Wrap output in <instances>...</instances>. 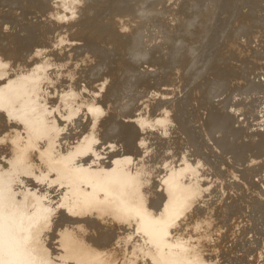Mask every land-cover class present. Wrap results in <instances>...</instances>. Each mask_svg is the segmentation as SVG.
Here are the masks:
<instances>
[{
    "label": "rangeland",
    "instance_id": "374dc122",
    "mask_svg": "<svg viewBox=\"0 0 264 264\" xmlns=\"http://www.w3.org/2000/svg\"><path fill=\"white\" fill-rule=\"evenodd\" d=\"M110 1L104 5L102 0H0V104L3 96L12 97L13 92L14 99L18 97L13 104L4 102V108L0 106V264H153L160 254L166 260L165 252H169L167 255L170 259L167 261H175L174 264H241L247 255L263 264L264 0H144L145 3L142 4V1L138 8L141 11L137 13L134 10L131 13L136 5L135 0H124L126 4L119 15L115 8L117 5H112ZM50 14L57 26L52 31L45 27L40 29L39 26H45L48 22L50 25ZM107 21L114 29L109 37L100 38L91 34L93 27L101 25L103 28ZM258 39L263 41L259 42ZM10 40H17L15 48H12L15 57H4L10 45H13L9 44ZM86 49L91 55L84 53ZM168 60L173 62L167 63ZM73 62H81V65ZM71 64L75 65L74 68H71ZM60 65L62 68L65 66L67 71H61ZM111 72L115 73L114 79ZM23 76L27 78L26 82L17 84L21 89L11 84ZM100 107H105V114L101 116L89 112L92 108ZM36 122L43 129L36 127ZM39 130H42L40 134ZM124 144L127 146L124 147ZM233 144L240 149L230 148ZM58 157L63 158V162ZM112 157L115 159L111 160ZM67 158L69 161H64ZM127 158L134 162L127 164ZM53 160L62 164L57 166L55 162V166ZM122 162L126 163L125 166ZM68 163H72V166L69 167ZM169 163L173 164L172 168ZM111 164L114 168L116 165V169L123 168V173H119V168L115 169L121 184L124 180L129 183L122 186L116 183L122 190L126 185L124 191L117 189L120 187L113 183L117 191L112 182H108L112 187L107 186L114 188L116 194L122 191L121 196L117 197L112 190L114 194L110 195L111 199L108 196V200H111L108 204L107 200L104 201L106 197L101 195L104 192L94 188H97L98 177L102 178ZM113 167L109 168L112 172ZM165 167L167 169L164 170ZM85 168L94 172L90 179L83 176L88 172ZM143 168L150 174L146 173L145 176V172L141 171ZM77 170L83 171V175H74ZM140 171L143 173L139 174ZM117 172L121 176L126 175L122 177L123 182ZM163 173L169 175L166 177ZM152 176L157 177L156 180L159 177V183ZM168 177L174 188L179 189L183 184L182 191L178 192L179 199L183 200L180 205L183 208H178L179 215L176 212L177 216L168 221L165 234L155 243L148 232L147 236L143 234L146 231L139 228L138 215L132 214L135 218H131V213L127 216L123 212L122 216L121 213L117 214L121 209L115 212V207L129 203L133 205L135 197H138L137 202L144 192L140 196L147 202L143 203V200L140 205L146 208L139 207L140 200L138 206L134 204L135 207H131L146 209L145 212L152 214L153 218L164 219V213L159 214L158 211L165 208L169 201L170 194L166 193L165 185ZM135 178L142 182H136ZM133 180L137 185L134 182L132 186ZM186 180H195L201 185L204 181L207 183L202 188L195 184L201 190H196L194 194L195 187L192 185L195 182L189 186ZM130 182L135 188L130 186ZM157 185L160 195L155 193L158 192ZM162 185L166 191L162 190ZM130 188L134 190L133 193H141L138 195L135 192L137 196L134 197ZM130 192L133 197L131 194L130 197ZM90 193L93 195L89 196ZM95 194L99 196V208L95 205L90 206L91 209H84L87 199L97 198ZM159 197L158 208L149 205L151 198V201H156ZM117 201L118 204H115ZM122 201L125 203L122 204ZM107 204L111 212L114 209L112 215ZM100 206L106 207L109 213H102L106 208ZM164 208L161 209L163 212ZM135 220L139 227L135 226ZM61 222H64L63 225ZM71 226L79 232H74ZM90 226L100 231L91 230ZM88 228L91 238L85 237L90 233ZM69 231L71 234L73 232L74 238L79 237L82 231L84 237L80 235L81 239H76L82 245L86 244V252L97 254L98 259H82V246H77L73 255L67 254V257L62 248L64 246L60 245H63L61 238L64 232ZM103 240L105 244L102 247L105 246V249L100 245L104 243ZM163 241H166L165 244L170 241L169 245L173 248L165 245L159 247V243L164 244ZM229 245L235 246V250ZM158 247L164 254L157 252L160 251ZM9 249L10 252L15 251L14 255L10 254ZM241 256L244 258L241 259ZM75 257L77 261L72 260ZM12 258L17 261H12ZM252 259L249 258L251 263L245 260V264H253Z\"/></svg>",
    "mask_w": 264,
    "mask_h": 264
},
{
    "label": "bare ground",
    "instance_id": "6f19581e",
    "mask_svg": "<svg viewBox=\"0 0 264 264\" xmlns=\"http://www.w3.org/2000/svg\"><path fill=\"white\" fill-rule=\"evenodd\" d=\"M4 1H8V0H4ZM107 1H108V0H107ZM107 1L102 0L101 3H105L104 5H106V4L108 3ZM109 1H110V0H109ZM142 1H143V3H142ZM146 1H147V0H146ZM207 1H209V0H207ZM210 1H211V0H210ZM210 1H209V2H210ZM2 2H3V1H2ZM16 2H18V1H15V3H16ZM87 2H88V1H87ZM106 2H107V3H106ZM110 2L112 3V5H113V4H116V5H117L115 8H117V14H118V15H119V13H122V12H123L122 7L126 4V2H125L124 0H111ZM110 2H109V3H110ZM204 2H205V1H204ZM213 2H214V1H213ZM6 3H7V2H6ZM10 3H11L12 6H13L12 1H11ZM89 3H90V2H89ZM135 3H136V5L132 8L131 13H132L133 10L136 11L135 13H137V11H139V9H140V4H141V3L144 4L145 1H144V0H135ZM211 3H212V2H211ZM214 3H215V2H214ZM224 3H225V2H224ZM260 3H261V2H260ZM7 4L9 5V2H8ZM7 4H6V6H7ZM11 4H10V6H11ZM129 4H130V3L128 2V5H129ZM14 5H15V4H14ZM17 5H18V4H17ZM204 5H205V4H204ZM217 5H218V4H217ZM41 6H42L41 9H43V5H41ZM142 6H143V5H142ZM263 6H264V5H263ZM112 7L114 8V6H112ZM206 7H207V5H206ZM34 8H35V7H34ZM98 8H99V7H98ZM138 8H139V9H138ZM141 8H142V7H141ZM204 8H205V7H204ZM211 8H212V7H211ZM28 9H29V8H28ZM41 9H40V10H41ZM111 9H112V8H111ZM200 9H201V8H200ZM256 9H257V8H256ZM98 10H101V9H98ZM35 11H36V10H35ZM109 11H110V10H109ZM140 11H141V10H140ZM140 11H139V12H140ZM205 11H206V10H205ZM100 12H102V10H101ZM100 12H99V13H100ZM139 12H138V13H139ZM209 12H210V11H209ZM29 13H30V11H29ZM32 13H33V12H32ZM99 13H97V14H99ZM112 13H114V12H112ZM115 13H116V12H115ZM131 13H130V14H131ZM24 14H25V13H24ZM24 14H23V15H24ZM27 14H28V12H27ZM101 14H102V13H101ZM101 14H100V15H101ZM196 14H197V13H196ZM252 14H253V13H252ZM100 15H99V16H100ZM122 15H123V14H122ZM215 15H216V14H215ZM215 15H214V16H215ZM250 15H251V14H250ZM109 16H112V15H109ZM109 16H108V17H109ZM113 16H114V15H113ZM113 16H112V17H113ZM253 16H254V15H253ZM23 17H24V16H22V18H23ZM31 17H32V14H31ZM101 17H102V16H100V18H101ZM25 18H26V17H24V19H25ZM97 18H98V17H97ZM198 18H199V17H198ZM203 18H204V17H203ZM109 19H110V18H109ZM196 19H197V18H196ZM246 19H247V18H246ZM32 20H33V19H32ZM243 20H244V19H243ZM49 21H51V22H50V25H48V23H49V22H48L45 26H44V25H43V26H39V28L42 29L43 27H45L46 29H49V30L52 31V30L54 29V27L57 26V25L54 23L56 20H55L54 17H52L51 14H50V16H49ZM105 21H106V20H105ZM23 22H24V21H23ZM25 22H26V21H25ZM263 22H264V21H263ZM100 23H101V22H100ZM106 23H107V24L104 25L105 27H103V28L101 27V25H100L101 28L99 27V25H98V28H94V27H93V28L90 30V31H91V34H92V35H96L97 37H100V38H107V37H109V34H112V33L114 32V29H113V27H112L110 21H107ZM119 23H120V22H119ZM117 24H118V23H117ZM247 24H248V23H247ZM19 25H20V24H19ZM110 25H111V26H110ZM19 27H20V26H19ZM47 27H48V28H47ZM118 27H119V26H118ZM18 29H19V28H18ZM20 29H21V28H20ZM17 31H20V30H17ZM23 31H24V29H23ZM23 31H22V32H23ZM44 31H45V30H43V32H44ZM46 31H48V30H46ZM88 31H89V30H88ZM194 31H195V30H194ZM20 32H21V31H20ZM20 32H19V33H20ZM16 33H17V32H16ZM20 34H21V33H20ZM89 34H90V33H88V35H89ZM257 34L259 35V33H257ZM257 34H256V35H257ZM184 35H185V32H184ZM184 35H183V36H184ZM15 36H16V34H15ZM15 36H14V37H15ZM17 36H18V35H17ZM260 37H261V36H260ZM82 38H83V37H82ZM183 38H184V37H183ZM12 39H13V38H12ZM14 39H16V38H14ZM14 39H13V40H14ZM84 39H85V38H83V40H84ZM90 39H91V38H90ZM233 39H234V38H233ZM238 39H239V38H238ZM250 39H251V38H250ZM261 39H262V38H261ZM13 40H10V43H9V44H13V45H10V48H9V50L7 51V55H5L4 57H8V56H10V57H15V56H14L15 53H14V51H13L14 49H12V48H15V46H16V45H15V44H16L15 42H16L18 39H17L15 42H14ZM83 40H82L81 42H83ZM234 40H235V39H234ZM258 40H259V39H258ZM35 41H36V40H35ZM37 41H38V40H37ZM244 41H245V40H244ZM260 41L262 42L263 40H259V42H260ZM100 42L102 43V41H100ZM100 42H99V43H100ZM165 42L167 43V41H165ZM37 43H38V42H37ZM104 43H105V42H104ZM166 43H165V44H166ZM244 43H245V42H244ZM256 43H257V42H256ZM256 43H255V44H256ZM9 44H8V47H9ZM77 44H78V43H76V45H77ZM80 44H81V43H80ZM92 44H93V43H92ZM167 44H168V43H167ZM248 44H249V43H248ZM93 45H94V44H93ZM100 45H101V44H100ZM194 45H195V44H194ZM229 45H230V44H229ZM57 46H58V45H57ZM60 46H61V45H60ZM77 46H78V45H77ZM79 46H82V45H79ZM85 46H87V45H85ZM247 46H248V45H247ZM95 47H97V46H93L92 48L95 49ZM175 47H176V46H175ZM260 47H261V46H260ZM4 48H5V47H4ZM75 48H76V46H75ZM79 48L81 49V47H79ZM97 48H98V47H97ZM173 48H174V47H173ZM173 48H172V49H173ZM257 48H258V47H257ZM87 49H88V48H87ZM87 49H86V52H84V53H87V52H88V54L91 55V52L87 51ZM99 49H100V48H98V50H99ZM172 49H171V50H172ZM223 49H224V48H223ZM81 50H82V49H81ZM88 50H89V49H88ZM90 50H91V49H90ZM92 50H93V49H92ZM171 50H170V51H171ZM95 51H96V50H95ZM242 51H243V50H242ZM249 51H250V50H249ZM21 52H22V51H21ZM92 52H93V51H92ZM225 52H226V51H225ZM49 53H50V52H49ZM59 53H60V52H59ZM94 53L96 54V52H94ZM98 53H99V52H98ZM150 53H151V52H150ZM242 53H243V52H242ZM77 54H78V53H77ZM95 54H94V55H95ZM226 54H227V53H226ZM226 54H225V55H226ZM79 55L82 56V54H79ZM79 55H76V56H78V59L81 57V56H79ZM72 56H74V55H72ZM85 56H86V55H85ZM85 56H84V57H85ZM88 56H89V55H88ZM100 56H101V55H100ZM53 57H54V56H53ZM70 57H71V56H70ZM70 57H69V58H70ZM86 57H87V56H86ZM90 57H91V56H90ZM75 58H76V57H75ZM227 58H229V57H227ZM15 59H16V58H15ZM71 59H72V58H71ZM71 59H70V60H71ZM73 59H74V58H73ZM73 59H72V60H73ZM76 59H77V58H76ZM80 59H81V58H80ZM134 59H135V58H134ZM161 59H162V58H161ZM225 59H226V58H225ZM230 59H231V58H229V60H230ZM1 60H2V59H1ZM24 60H25V59H24ZM74 60H75V59H74ZM81 60H83V58H82ZM84 60H86V59H84ZM131 60H132V59H131ZM135 60H136V59H135ZM137 60H138V59H137ZM171 60H172V59H171ZM171 60H168L167 63H170V62L172 63L173 61L175 62L174 57H173V61H171ZM79 61H80V60H79ZM234 61H235V60H234ZM75 62H76V61H75ZM75 62H73V63H75ZM7 63H8V62H7ZM48 63H49V62H48ZM51 63L53 64V62H51ZM67 63H68V62H67ZM69 63H71V62H69ZM76 63H77V62H76ZM76 63H75V65H79V64L81 65V62H80V63L78 62L79 64H76ZM229 63H230V62H229ZM82 64H83V63H82ZM181 64H182V63H181ZM9 65H10V64H9ZM48 65H49V64H48ZM71 65H72V64H71ZM75 65H72L71 68H74L73 66H75ZM80 65H79V66H80ZM7 66H8V65H7ZM7 66H6V67H7ZM46 66H47V65H46ZM46 66H45V67H46ZM69 66H70V65H69ZM238 66H240V64H239ZM4 67H5V66H4ZM43 67H44V66H43ZM67 67H68V66H67ZM129 67H130V66H129ZM129 67H128V68H129ZM165 67H167V66H165ZM53 68H54V67H53ZM53 68H52V69H53ZM71 68L69 67V70H70ZM128 68H126V69H128ZM226 68H227V67H226ZM4 69H5V68H4ZM11 69H12V68H11ZM59 69H60L61 71L64 72L63 69L66 70L67 68H66L65 66L62 68V66L60 65ZM77 69H78V68H77ZM164 69H167V68H164ZM2 70H3V69H2ZM72 70H73V69H72ZM106 70H107V69H106ZM222 70H223V69H222ZM45 71H46V70H45ZM55 71H56V70H55ZM66 71H67V70H66ZM107 71H109V70H107ZM72 72H73V71H72ZM225 72H226V71H225ZM46 73H47V72H46ZM65 73H66V72H65ZM69 73H71V72H69ZM69 73H68V74H69ZM97 73H99V72H97ZM97 73H96V74H97ZM22 74H23V73H22ZM48 74H49V73H48ZM68 74H67V75H68ZM96 74H95V75H96ZM114 74H115V73H112V72L110 73V75H112V78H113V79H114V77H116V76H114ZM165 74H166V73H164V75H165ZM20 75H21V74H20ZM63 75H64V73H63ZM65 75H66V74H65ZM65 75H64V76H65ZM104 75H108V76H110L109 74H104ZM53 76H54V74H53ZM68 76H69V75H68ZM68 76H67V78H68ZM72 76H73V75H72ZM72 76L70 75L69 77H72ZM97 76H100V75H97ZM43 77H45V76H43ZM47 77H48V75H47ZM100 77H103V76L101 75ZM15 78H16V77H15ZM51 78H52V77H51ZM70 79H71V78H70ZM26 80H27V78L23 76V77H21L20 79L14 81V82H11V84H15V85H16L15 87H17L19 84L23 85V84H24L23 81L26 82ZM93 80H95V79H93ZM52 81H53V80H52ZM63 81H64V80H63ZM64 82H65V81H64ZM49 83H50V82H49ZM51 83H52V82H51ZM91 83H92V80H91ZM147 83H149V82H147ZM180 83H181V82H180ZM17 84H18V85H17ZM52 84H53V83H52ZM42 85H43V84H42ZM144 85H145V84H144ZM146 85H147V84H146ZM15 87H14V88H15ZM19 87H20V89H21V86H18L17 88L19 89ZM52 87H53V86H52ZM41 88H42V87H41ZM43 89H44V88H43ZM43 89H42V90H43ZM170 89H171V88H170ZM13 90H14V89H13ZM51 90H52V89H51ZM152 90H153V89H152ZM158 90H159V89H158ZM19 91H20V90H19ZM66 91H68L67 88H66ZM17 92H18V91L16 90V93H17ZM20 92H21V91H20ZM20 92H19V94H20ZM22 92H23V91H22ZM64 92H65V89H64ZM0 93L2 94V91H1ZM13 94L15 95V93H14V92L11 93L12 97H10V95L3 96V97L1 96L3 101L1 102L0 106H1L2 108H4V107H3L4 102H6L7 105H8V104H11V103L13 104L14 101L18 98V97H17V98L14 99L15 96H14ZM22 94H23V93H22ZM69 95H70V94H69ZM8 96H9V97H8ZM16 96H17V95H16ZM20 96H22V95H20ZM20 96H19V97H20ZM65 96H66V95H65ZM148 98H149V97H148ZM76 99H77V98H76ZM151 99H152V98H151ZM119 100H120V99H119ZM122 102H123V101H122ZM116 104H117V103H116ZM83 105H84V104H83ZM122 105H123V104H122ZM84 107H85V106H84ZM135 107H136V105H135ZM135 107H133V108L135 109ZM62 109H64V108H62ZM60 110H61V109H60ZM66 111H67V110H66ZM69 112H71V110H69ZM89 112H91L92 114H93L94 112H96V113H98L99 116H101V115L105 114V107L92 108V109H90ZM140 112H141V111H140ZM246 112H247V111H246ZM66 113H67V112H66ZM138 113H139V112H138ZM138 113H137L136 115H138ZM68 114H70V113H68ZM68 114H67V115H68ZM72 114H73V113H72ZM72 114H71V115H72ZM134 114H135V113H134ZM134 114H132V115H134ZM65 116H66V115H65ZM217 117H218V116H217ZM137 118H138V117H137ZM139 118H140V117H139ZM60 119H61V118H60ZM123 119H125V118L123 117ZM129 119H130V118H129ZM228 119H229V117H228ZM228 119H227V120H228ZM132 120H133V119H132ZM132 120H131V121H132ZM61 121H62V120H61ZM122 121H123V120H122ZM102 122H103V121H102ZM128 122H130V121H128ZM65 123H66V122H65ZM125 123H126V122H125ZM212 123H213V121H212ZM229 123H230V122H229ZM36 125H37L36 127H38V128H42V125L38 124V122H36ZM46 125H47V124H46ZM59 126H60V125H59ZM241 126H242V125H241ZM13 128H14V127H13ZM128 128H129V127H128ZM140 128H141V127H140ZM42 129H43V128H42ZM9 130H10V129H9ZM41 131H42V130H39V134H40ZM139 131H140V130H139ZM1 133H2V132H1ZM8 133H9V131H8ZM11 133H12V131H11ZM135 133H136V132H135ZM9 134H10V133H9ZM132 134H133V133H132ZM132 134H131V135H132ZM246 134H247V133H246ZM248 134H249V133H248ZM131 135H128V137L130 138ZM4 136L6 137V135H4ZM11 136H12V135H11ZM11 136H10V138H11ZM126 136H127V135H126ZM133 136H135V135L133 134ZM245 136H247V135H245ZM245 136H244V137H245ZM248 136H249V135H248ZM92 137H93V136H92ZM46 138H47V137H46ZM139 138H140V137H139ZM233 138H235V136H234ZM3 139H4V138H3ZM3 139H1V140L4 141ZM27 139H28V138H27ZM27 139H26V140H27ZM91 139H92V138H91ZM7 140H8V139H7ZM45 140H46V139H45ZM226 140H227V138H226ZM231 140H232V139H231ZM12 141H13V139H12ZM47 141H48V139H47ZM83 141H84V140H83ZM127 141H130V140L128 139ZM25 142L27 143L28 141H25ZM134 142H135V141H134ZM137 142H138V141H137ZM239 142H240V141H239ZM2 143H3V142H2ZM9 143H11V142H9ZM9 143H8V144H9ZM135 143H136V142H135ZM162 143H163V142H162ZM3 144H4V143H3ZM160 144H161V143H160ZM230 144H231V143H230ZM9 145H10V144H9ZM120 145H121V144H120ZM124 145H125V144H124ZM228 145H229V144H228ZM42 146H43V144H42ZM126 146H127V145H125L124 147H126ZM172 146H173V145H172ZM263 146H264V145H263ZM19 147H21V146H19ZM22 147H23V145H22ZM22 147H21V148H22ZM44 147H45V146H44ZM134 147H135V146H134ZM165 147H166V146H165ZM235 147H236V146H234V144H233V147L230 146V148H235ZM237 147H239V146H237ZM237 147H236V148H237ZM240 147H241V146H240ZM39 148H40V144H39ZM130 148H132V147H130ZM173 148H175V147H173ZM227 148H228V147H227ZM236 148H235V149H236ZM141 149H142V148H141ZM157 149H158V147H157ZM179 149H181V148H179ZM221 149H222V148H221ZM235 149H234V150H235ZM237 149H240V148H237ZM241 149H242V148H241ZM245 149H246V148H245ZM259 149H260V148H259ZM263 149H264V147H263ZM160 150H161V149H160ZM168 150H169V149H168ZM196 150H197V149H196ZM261 150H262V149H261ZM143 151L145 152V150H143ZM36 152H37V151H36ZM150 152H151V151H150ZM159 152H161V151H159ZM37 153H38V152H37ZM76 153H77V152H76ZM106 153H107V152H106ZM121 153H123V151H122ZM134 153H135V151H134ZM163 153H164V155H165V152H163ZM230 153H231V152H230ZM114 154H115V153H114ZM143 154H144V153H143ZM122 155H123V154H122ZM80 156H81V155H80ZM80 156H79V157H80ZM104 156H105V153H104ZM107 156H108V155H107ZM114 156H115V155H114ZM171 156H172V155H171ZM254 156H255V155H254ZM127 157H129V156H127ZM134 157H135V156H134ZM163 157H164V156H163ZM58 158H60V157H58ZM68 158L70 159V157H68ZM68 158H67L66 160H64V161H69ZM72 158H74V157H72ZM169 158H170V157H169ZM261 158H262V157H261ZM61 159L63 160V158H60V161H62ZM64 159H65V158H64ZM76 159H77V158H76ZM112 159L114 160L115 158L112 157L111 160H112ZM125 159H126V158H125ZM127 159L129 160V158H127ZM55 160H56V159H55ZM111 160H109V161H111ZM134 160H136V158H135ZM257 160H258V159H257ZM70 161H71V159H70ZM91 161H92V160H91ZM109 161H108V162H109ZM115 161H116V160H115ZM115 161H114V162H115ZM130 161H132V160L126 161L127 164H129L128 162H130ZM136 161H137V160H136ZM136 161H135V162H136ZM139 161H140V160H139ZM41 162H42V160H41ZM53 162H54V160H53ZM55 162H56V161H55ZM55 162H54V164H55ZM58 162H59V161L56 162V163H57V166H58V164L61 163V162H59V163H58ZM62 162H63V161H62ZM105 162H106V160H105ZM114 162H113L112 164H116V163H114ZM132 162H134V161H132ZM132 162H131V163H132ZM148 162H149V161H148ZM157 162H158V161H157ZM172 162H173V161H172ZM249 162H250V161H249ZM38 163H39V162H38ZM45 163H46V162H45ZM45 163H44V165H45ZM119 163H120V162H119ZM124 163H125V162H124ZM124 163L122 162V165H124ZM214 163H215V162H214ZM61 164H62V163H61ZM71 164H72V163H71ZM71 164H70V165H71ZM89 164H90V163H89ZM91 164H92V163H91ZM105 164H106V163H104V165H105ZM112 164H111L110 167H113ZM117 164H118V163H117ZM125 164H126V163H125ZM146 164H148V163H146ZM152 164H154V163H151V165H152ZM169 164H170V163H169ZM65 165H66V164H63V166H65ZM67 165L70 167L69 163H68ZM102 165H103V164H102ZM104 165H103V166H104ZM107 165H108V163H107ZM148 165H149V164H148ZM172 165H173V164H172ZM172 165L170 164L169 166L172 168V167H173ZM55 166H56V164H55ZM59 166H60V165H59ZM68 166H67L66 168H69ZM71 166H72V165H71ZM74 166H75V165H74ZM114 166H115V168L113 167L114 172H112V170H109L110 167L108 166L109 168H106V169H108L109 171L107 170V171L104 173V175L102 176V178L104 177L103 180H102V178H99V177H98L99 180H98V182H97V188H94V186L96 187V185L93 186L94 189H99V190H100L99 192H101V191L104 192V193L101 194V195H102V196L104 195V196L106 197V198L104 199V201L107 200V201H108V202H107L108 204H109V201H111V200H108V199H109L108 196H110L111 194H114L115 191H116L117 189H121V186H122L123 183H126V182L129 183L128 180H127V181L124 180V182H123V178H122V177H125L126 175L122 174L123 176H121V174H119V173H123V172H121V170H123V168L120 170V168L118 167L119 169H118V168H117V169L120 170V171H119V173H118V172H117V173H118V176L121 177V181L123 182V183L121 184L119 178L116 176V173H115V171L117 170V169H116V165H114ZM124 166H125V165H124ZM130 166H131V165H130ZM153 166H154V165H153ZM155 166H156V164H155ZM155 166H154V167H155ZM157 166H158V165H157ZM162 166H163V165H162ZM169 166H168V167H169ZM78 167H80V166L78 165ZM128 167H129V166H128ZM138 167H139V166H138ZM138 167H137V168H138ZM43 168L45 169V166H44ZM61 168H62V167H61ZM64 168H65V167H64ZM87 168H88V167H87ZM101 168L104 169L103 167H101ZM124 168H125V167H124ZM126 168H127V166H126ZM159 168H161V167H159ZM73 169H75V167H74ZM73 169H72V170H73ZM85 169H86V168H85ZM88 169H89V168H88ZM88 169H86V171H88ZM92 169H93V168H92ZM111 169H112V168H111ZM115 169H116V170H115ZM139 169H140V167H139ZM145 169H146V168H145ZM165 169H167V168L165 167L164 170H165ZM208 169H209V168H208ZM69 170H70V168H69ZM75 170H76V169H75ZM78 170H79V169H78ZM78 170L76 171L77 173H76V172L74 173V172L72 171V172L74 173V175H78V176L83 175V171L78 172ZM143 170H144V168H143L141 171H143ZM157 170H158V169H157ZM168 170H170V169H168ZM171 170H172V169H171ZM94 171H95V170H94ZM96 171H97V170H96ZM141 171H140L139 174H142V173L145 172L146 170L143 171L142 173H141ZM159 171H162V169H161V170L159 169ZM125 172H126V171H125ZM127 172H129V171H127ZM135 172H138V171L136 170ZM156 172H157V174H159L158 171H156ZM156 172H155V173H156ZM163 172H165V171H163ZM166 172H168V171L166 170ZM205 172H206V174H207V171H206V170H205ZM97 173H99V172H97ZM97 173H96V174H97ZM100 173H102V172L100 171ZM129 173H131V172H129ZM146 173H148V172H145V176H146ZM168 173H169V172H168ZM93 174H94V172L92 173L91 171H88V172L84 173L83 176H85L86 179H90L89 177H92ZM133 174H135L134 171H133ZM133 174H132V177H133ZM139 174H138V175H139ZM148 174H150V173H148ZM148 174H147V176L150 177ZM157 174H156V176H157ZM164 174H165V173H163L162 175H164ZM206 174H205L204 176H207ZM258 174H259V173H258ZM143 175H144V174H143ZM143 175H140V176H143ZM165 175H166V177H167V175H169V174H165ZM99 176H101V175H99ZM145 176H144V177H145ZM153 176H154V175H153ZM153 176H152V177H153ZM196 176H197V174H196L194 177H196ZM132 177H131V179H132ZM136 177H137V174H136ZM159 177H160V178H163V176L161 177L160 174H159ZM159 177H158V180H159ZM128 178H129V177H128ZM137 178H138V177H137ZM137 178H135V180H137ZM139 178H140V177H139ZM139 178H138V179H139ZM150 178H151V177H150ZM154 178H155V177H153L152 179H154ZM156 178H157V177H156ZM156 178H155L154 180H156ZM212 178H213V177H212ZM96 179H97V178H96ZM129 179H130V178H129ZM165 179H167V178H165ZM170 179H171V178H170ZM194 179H195V178H194ZM216 179H217V178H216ZM262 179H264V178H262ZM101 180H102V181H101ZM104 180H105V181H104ZM118 180H119V181H118ZM141 180H142V178H141ZM145 180H146V179H145ZM158 180H156V181H158ZM162 180H163V179H161V181H162ZM168 180H169V177H168ZM168 180H167V183H166L165 185H166V189H167V192H166V193H167V194H168V193L170 194V195H169V199H168L169 201L167 200L168 203H167V205H166V207H165L166 209H165L164 207H162V208H164V212H163V210H161L162 208H161V209L159 208L160 211L157 210V211L159 212V214H160V213H164V214H163L164 219L160 217V219H162V220H160L159 218H158V219L153 218V217H152V214H150V213H149L150 215L147 214L148 212H147V213L145 212L146 209H145V210H144V209H143V210L139 209L140 206L143 207V205H140V204L142 203L141 201L144 200V201H143V203H144L147 199H145V198H144L143 200L141 199V196H140V195H143L144 192H143L142 194L139 195V193H141V192L137 193L138 191H137V192L135 191V192L139 195V197H140V199H139L140 202H139V200H137V202H135V200H136L138 197H135V196H137V195H135L136 193H135V192L133 193L132 191H134V190H131L132 188H135V186L132 187V186L134 185V182H135L134 180H133V184H132V186H131V182H130V186L132 187V188H130V190H131V192L133 193L134 197L136 198V199H134V204L137 205L138 202H139V207H138V208H137V207H136V208H132L133 206L135 207V205H134V204L132 205V204H130L129 202H128V203H129L130 205H129V204H128V205H125V204H124V205H119V206L117 205V207H115L116 205L114 206V207L117 209L115 212L119 211L120 209L122 210V211L120 210V212L117 213V214L121 213L122 216H123V214H122L123 212H124V214H127V216H128V213H131V214H129V217L132 216V214H134V215H138V216L140 217V222L138 221L139 219L137 220V222H139V225H140L141 227H139V226L137 225L136 220H135V223H136L135 226L137 225L140 229L142 228V231L145 230L146 232H144L143 234H147V232H148V234H149L150 237L152 238V241H154L155 243H158V242L160 241L161 236L165 234V227H166L167 224L169 225L168 221H169L170 219H172V217L176 214L177 211H180V209L178 210V208L181 207L180 205H181L182 202H183V200H181L182 198L180 197L181 199H179V197H178V195H179L178 192H179L180 190L182 191L181 188H182V185H183V184H182V185L180 184L181 186H180L179 189H178L177 187L174 188L173 185H172V184H173V183H172V180H169V181H171V182H168ZM190 180H191V179H190ZM197 180H198V179H197ZM199 180H202V179L199 178ZM203 180H204V178H203ZM138 181H140V180H137L136 182H138ZM163 181H164V180H163ZM165 181H166V180H165ZM186 181H187V180H186ZM207 181H208V180H207ZM87 182H88V181H87ZM87 182H86V183H87ZM108 182H109V183L112 182L111 185H112L113 183H115V184H116V183H118V184L120 183L121 186L116 184L115 186L120 187V188H117V189H116V188L114 187V185H112L116 190H115L114 188L111 189L112 186H111ZM136 182H135V183H136ZM140 182H142V181H140ZM147 182H148V181H147ZM149 182H150V181H149ZM187 182H188L187 184H188L189 186H191V185L193 184L192 182H195V180L192 181V182H191V181H190V182L187 181ZM202 182H203V181H202ZM208 182H209V181H208ZM216 182H217V181H216ZM145 183H146V182H145ZM155 183H156V182H155ZM157 183H159V181H158ZM163 183H165V182H163ZM171 183H172V184H171ZM189 183H190V184H189ZM191 183H192V184H191ZM204 183H207V182L204 181V182H203V185L199 184V182H198V183L195 182V183L192 185V186L195 187V188L193 189V190H195L194 194L196 193V190L200 189L199 187L202 188V186H204ZM234 183H235V182H234ZM260 183H261V182H260ZM107 184H109L111 187H110V186H107ZM139 184H140V183H139ZM143 184H144V183H143ZM143 184H142V185H143ZM149 184H151V182H150ZM161 184H162V182L160 183V185H161ZM187 184L184 183V185H186V186H187ZM195 184H198V185H200V186L198 187V185H197V187H196ZM123 185H124V184H123ZM136 185H137V183H136ZM205 185H206V184H205ZM127 186H128V185H127ZM130 186H129V187H130ZM139 186H141V184H140ZM157 186H158V188H157L156 190H158V189L160 188L159 185H157ZM162 186H164V185H162ZM162 186H161V187H162ZM189 186H188V187H189ZM91 187H92V186H91ZM125 187H126V185H125ZM125 187H124V190H125ZM154 187H155V186H154ZM154 187H153V189H154ZM184 187H185V186H184ZM126 188H127V187H126ZM137 188H138V190H139V187H137ZM163 188H164V189H162V190H165V191H166L165 186H164ZM196 188H197V189H196ZM150 189H151V188H150ZM189 189H190V188H189ZM112 190L114 191V193H112ZM121 190H122V189H121ZM124 190H122V191H124ZM135 190H136V189H135ZM140 190H141V189H140ZM148 190H149V189H147V191H148ZM160 190H161V189H160ZM200 190H201V189H200ZM94 191H95V190H94ZM97 191H98V190H97ZM117 191H118V190H117ZM117 191H116V192H117ZM122 191H121V193H122ZM126 191H127V189H126ZM126 191H125V192H126ZM128 191H129V189H128ZM147 191H146V194H147ZM183 191H184V190H183ZM191 191H192V190H191ZM81 192H83V190H82ZM81 192H80V193H81ZM87 192H88V190H87ZM89 192H93V191H89ZM131 192L129 193V195H130V194L132 195ZM148 192H149V191H148ZM159 192H160V191L158 190V192L156 191L155 193H159ZM198 192H199V191H198ZM233 192H235V191H233ZM260 192H261V191H260ZM80 193H79V194H80ZM118 193H120V192H118ZM121 193L119 194L120 196H121ZM180 193H181V192H180ZM182 193H183V192H182ZM190 193H191V192H190ZM81 194H82V193H81ZM81 194H80V197H82V195H85L86 192H85V194H82V195H81ZM88 194H89V193H88ZM91 194H92V193H90L89 196H92V195L94 194V192H93L92 195H91ZM98 194H99V193H98ZM161 194H162V193H161ZM95 195H96V194H95ZM115 195H117V197L119 196V195L116 194V193H115ZM129 195L127 194V196H129ZM131 195H130V197H131ZM133 195H132V197H133ZM152 195H153V194H152ZM159 195H160V193H159ZM164 195H165V193H164ZM164 195H163V196H164ZM191 195H192V194H191ZM148 196H149V195H148ZM148 196H147V197H148ZM166 196H167V195H166ZM181 196H182V195H181ZM189 196H190V195H189ZM189 196H187V197H189ZM96 197H97V195H96ZM98 197H99V196H98ZM98 197H97V198H93V200H90V199L88 200V199H87V200L85 201L86 203H84V205H85L84 209H86V208H87V209H91V208H89L90 206L93 207V206H95V205H97V204H100V203L97 202ZM107 197H108V198H107ZM123 197H124V196H123ZM147 197H146V198H147ZM154 197H155V196H154ZM182 197H184V196H182ZM100 198H101V196H100ZM166 198H167V197H165V199H166ZM102 199H103V198H102ZM102 199H100V200H102ZM110 199H111V196H110ZM113 199H114V200H115V199L117 200V198H113ZM121 199H122V198H121ZM155 199H156V197H155ZM114 200H113V202H114ZM122 200H124V198H123ZM131 200H132V203H133V199H131ZM131 200H130V201H131ZM151 200H152V198H151ZM151 200L148 201L149 205H153V206H155V207H157V208H158V206H160V205H158V204H159V201L161 200L160 197H159L156 201H155V200L151 201ZM186 200H187V198H186ZM102 201H103V200H102ZM102 201H101V202H102ZM118 201H119V200H118ZM118 201H117L115 204H118ZM124 201H125V200H124ZM124 201H122V204H123ZM165 201H166V200H165ZM99 202H100V201H99ZM146 202H147V201H146ZM105 203H106V202H105ZM105 203H104V206H105ZM120 203H121V202H119V204H120ZM124 203H125V202H124ZM165 203H166V202H165ZM186 203H188V202H186ZM108 204H107V208L109 209ZM110 204H111V202H110ZM126 204H127V201H126ZM163 204H164V203H163ZM101 205H103V204H101ZM111 205H112V204H111ZM145 205H146V204H145ZM184 205H185V204H184ZM97 206H98V205H97ZM131 206H132V207H131ZM137 206H138V205H137ZM100 207H103V206H100ZM114 207H113V208H114ZM142 207H141V208H142ZM98 208H99V206H98ZM104 208H106V207H103V209H104ZM107 208H106V211L104 210V212H102V213H105V212L109 213V212H110L109 214L112 215L111 213L114 212V209H112L113 212H111V210H110L111 208H110V209H109L110 211L108 212V211H107ZM143 208H146V207H143ZM181 208H183V207H181ZM84 209H83V210H84ZM94 209H95V208H94ZM138 209H139V210H138ZM74 210H75V209H74ZM148 210H149V209H148ZM152 210L156 211L155 208H154V209L152 208ZM80 211H82V210H80ZM80 211H79V212H80ZM84 211H85V210H84ZM87 211H88V210H87ZM82 212H83V211H82ZM99 212H101V211H99ZM99 212H98V213H99ZM84 213H86V211H85ZM107 213H106V215H108V217H109V214H107ZM82 214H83V213H82ZM88 214H89V212H88ZM96 214H97V213H96ZM117 214H115V215L117 216ZM154 214H155V213H154ZM154 214H153V216H154ZM159 214H157V216H158ZM177 214L179 215V212H177ZM76 215H78V213H77ZM76 215H75V216H76ZM80 215H81V214H80ZM80 215H79V216H80ZM85 215H86V214H85ZM99 215L102 217L101 213H100ZM103 215H104V214H103ZM134 215H133L131 218H133ZM161 215H162V214H161ZM94 216L96 217V216H98V215H94ZM119 216H120V215H119ZM119 216H118V217H119ZM159 216H160V215H159ZM175 216H177V215H175ZM82 217H83V215H82ZM101 217H100V218H101ZM111 217H113V216H111ZM129 217H128V218H129ZM155 217H156V215H155ZM68 218H69V217H68ZM113 218H115V217H113ZM113 218H112V219H113ZM119 218H122V217H119ZM134 218H135V217H134ZM254 218H255V217H254ZM44 219H45V218H44ZM98 219H99V218H98ZM117 219H118V218L116 217V220H117ZM124 219H125V218H124ZM124 219H123V220H124ZM126 219H127V218H126ZM261 219H262V218H261ZM70 220H71V219H70ZM128 220H129V221H128ZM132 220H133V219H132ZM132 220H131V221H132ZM45 221H46V220H45ZM87 221L89 222V220H87ZM118 221H119V220H118ZM127 221L130 222V219H127ZM42 222H43V221H42ZM42 222H41V223H42ZM52 222H53V221H52ZM75 222H76V221H75ZM88 222H87V223H88ZM90 222H91V221H90ZM105 222H106V221H105ZM132 222H134V220H133ZM61 223H62V222H61ZM63 223H64V222H63ZM63 223H62V225H63ZM78 223H79V222H78ZM85 223H86V222H85ZM85 223H83V225H84ZM91 223H92V222H91ZM125 223H126V221H125L123 224L125 225ZM103 224H104V222H103ZM103 224H102V225H103ZM127 224H130V223H127ZM131 224H132V223H131ZM133 224H134V223H133ZM252 224H254V223H252ZM256 224H257V223H256ZM95 225H96V224H95ZM100 225H101V223L99 224V226H100ZM250 225H251V224H250ZM259 225H260V224H259ZM55 226H56V225H55ZM67 226H68V225H67ZM79 226H80V225H79ZM86 226H87V224H85V227H86ZM130 226H131V225H130ZM137 226H136V227H137ZM198 226H199V225H198ZM57 227H58V226H57ZM71 227H72V226H71ZM75 227H76V226H75ZM97 227H98V226H97ZM136 227H135V228H136ZM257 227H258V226H257ZM53 228H54V227H53ZM83 228H84V227H82L81 230H83ZM89 228H92L91 230H93V228H94L95 231H96V229H97V231H100L98 228L95 229V227H91V226H90ZM89 228H88V230L90 231V233H88V232L86 231V230H87V229H86L85 231H86L88 234H87V235H86L85 233H84V234L86 235L85 237H89V238H91V230H90ZM135 228H134V229H135ZM59 229H60V228H59ZM59 229H58V230H59ZM64 229L66 230V228H64ZM75 229H76V228H75ZM134 229H133L132 231H134ZM137 229H138V228H137ZM195 229H196V228H195ZM48 230H49V229H48ZM53 230H54V229H53ZM61 230H62V228H61ZM61 230H59V231H61ZM67 230H69V229H67ZM70 230H71V229H70ZM72 230H73V227H72ZM135 230H136V229H135ZM255 230H256V228H255ZM255 230H254V231H255ZM260 230H261V229H260ZM73 231H74V230H73ZM137 231H139V230H137ZM140 231H141V230H140ZM52 232H53V231H52ZM62 232H63V230H62ZM69 232H70V233H69ZM69 232H64V234H63V236H62V238H61L62 241H63V242H61V244H63V245H60V246H64V247H62V248L65 249L64 251H66V256H67V257H68V255H73V251H74V249H75L77 246H82V247H83V250H82V252L80 253V255H82V256L84 255V256H83V258H82L80 255H77L78 257H81L82 259H84V258L87 257L86 260H94V259L97 258V254H95V253H93V252H86L87 249H88V248H85V247H87V246H85L86 244H85V245H82V244H81L82 242L79 241V240L81 239V237L83 236V235H81V234H82V231H80L81 234H80V233H77V234H80V235H81V237H80V235H79L80 238H79V237H76L75 234H74V236H75L77 239H79V240H77L76 238L73 237V232H72V234H71V231H69ZM74 232H79V230H76V231H74ZM83 232H84V231H83ZM92 232H93V231H92ZM104 232H105V231H104ZM42 233H43V232H42ZM58 233H59V232H58ZM94 233H95V232H93V234H94ZM97 233H98V232H96V235H97ZM138 233H139V232H138ZM256 233H258V232H256ZM45 234H46V233H45ZM93 234H92V238H93ZM100 234H101V233H100ZM148 234H147V236H148ZM193 234H194V233H193ZM246 234H247V233H246ZM61 235H62V234H61ZM249 235H250V234H249ZM254 235H255V234H254ZM57 236H58V235H57ZM94 236H95V235H94ZM240 236H241V234H240ZM263 236H264V235H263ZM53 237H54V236H53ZM60 237H61V236H60ZM83 237H84V236H83ZM124 237H125V236H124ZM129 237H130V236H129ZM129 237H128V238H129ZM132 237H133V236H132ZM139 237H140V236H139ZM150 237H149V238H150ZM216 237H218V236H216ZM216 237H215V238H216ZM253 237H254V236H253ZM37 238H38V237H37ZM89 238H88V239H89ZM96 238H97V236H96ZM99 238H100V237H99ZM108 238H109V237H108ZM116 238H117V237H116ZM128 238H127V239H128ZM193 238H194V237H193ZM219 238H220V236H219ZM219 238H218V240H219ZM47 239H48V238H47ZM51 239H52V238H51ZM88 239H87L86 241H88ZM141 239H143V238H141ZM233 239H234V238H233ZM252 239H253V238H252ZM0 240H1V239H0ZM124 240H125V239H124ZM146 240L148 241V239H146ZM149 240H151V239H149ZM162 240H163V239H162ZM187 240H188V239H187ZM216 240H217V239H216ZM216 240H215V241H216ZM13 241H14V240H13ZM55 241H56V240H55ZM58 241H59V238H58ZM60 241H61V240H60ZM60 241H59V242H60ZM82 241L84 242L83 239H82ZM96 241H97V240H96ZM103 241H104V240H103ZM106 241H108V240H106ZM119 241H120V240H119ZM122 241H123V240H122ZM128 241H129V240H128ZM138 241H139V240H138ZM174 241H175V240H174ZM174 241H173V242H174ZM215 241H214V243H215ZM1 242H2V241H1ZM50 242H51V241H50ZM91 242H92V241H91ZM115 242H116V241H115ZM125 242H126V241H125ZM125 242H123V243H125ZM161 242H162V241H161ZM165 242H166V241H165ZM165 242L163 241V243H164L163 245H162V243H159V245H161V246H159V247H163V246L165 245L164 247L167 246V247H169L170 249L173 248L172 246L169 245L170 241L167 242V244H168L169 246H168L167 244H165ZM262 242H263V241H262ZM14 243H15V242H14ZM93 243H95V242H93ZM108 243H109V242H108ZM145 243H146V242H145ZM148 243H149V242H148ZM151 243H152V242H151ZM174 243H175V242H174ZM210 243H211V242H210ZM256 243H257V242H256ZM1 244H3V243H1ZM8 244H10V243H8ZM59 244H60V243H59ZM83 244H84V243H83ZM104 244H105V241H104L103 244H102V243L100 244L101 247H102V245H104ZM127 244H128V243H127ZM137 244H138V243H137ZM171 244L173 245V243H171ZM11 245L13 246L14 244L11 243ZM89 245H90V244H89ZM100 245H99V246H100ZM176 245H177V244H176ZM197 245H200V244L198 243ZM207 245H208V244H207ZM207 245H205V246H207ZM2 246H3V245H2ZM50 246H51V245H50ZM125 246H126V245H125ZM137 246H138V245H137ZM147 246H148V245H147ZM156 246H157V245H156ZM202 246H203V245H202ZM205 246H203V247H205ZM229 246H230V248L232 247L233 249H234V247H235V246L233 247V245H232V246L229 245ZM53 247H54V246H53ZM89 247H90V246H89ZM110 247H111V246H110ZM140 247H142V245H141ZM159 247H158V248H159ZM197 247H198V246H197ZM208 247H209V246H208ZM9 248H10V246H9ZM54 248H55V247H54ZM62 248H61V249H62ZM94 248H95V247H94ZM102 248H103V247H102ZM107 248H108V247H107ZM112 248H113V247H112ZM146 248H147V247H146ZM155 248H156V247H155ZM174 248H175V246H174ZM241 248H242V247H241ZM253 248H254V247H253ZM13 249H14V248H13ZM59 249H60V248H59ZM103 249H105V246H104ZM159 249H160V248H159ZM162 249H163V248H162ZM167 249H168V248H166L165 250H167ZM192 249H193V248H192ZM203 249H204V248H203ZM14 250H15V249H14ZM14 250H13V251H14ZM52 250H53V249H52ZM207 250H208V249H207ZM228 250H231V249L228 248ZM228 250L226 249V252H227ZM234 250H235V249H234ZM8 251L10 252V249H9ZM16 251H17V250H16ZM59 251H60V250H59ZM94 251H95V250H94ZM120 251H122V250L120 249ZM155 251H157V249H155ZM201 251H202V250H201ZM224 251H225V250H224ZM253 251H254V250H253ZM259 251H260V250H259ZM14 252H15V251H14ZM14 252H10V254L12 255ZM61 252H63V251H61ZM103 252H104V250H103ZM106 252H107V251H106ZM157 252H161V249H160V251L158 250ZM157 252H156V253H157ZM171 252H172V251H170V254H171ZM195 252H196V251H195ZM238 252H239V251H238ZM243 252H244V251H243ZM43 253H44V252H43ZM58 253H59V252H58ZM117 253H118V252H117ZM123 253H124V252H123ZM156 253H155V254H156ZM161 253L164 254V251L162 250ZM168 253H169V252H168ZM168 253H167V254H168ZM201 253H202V252H201ZM201 253H200V254H201ZM239 253H241V252H239ZM17 254H18V253H17ZM45 254H46V253H45ZM52 254H53V252H52ZM67 254H68V255H67ZM157 254H158V253H157ZM159 254H160V253H159ZM167 254H166V252H165V255L168 257V258H167V257H166V258H167V259H170L169 256H168ZM170 254H169V255H170ZM172 254H174V253L172 252ZM195 254H196V253H195ZM197 254H199V253H197ZM204 254H205V253H204ZM210 254H211V253H210ZM13 255H14V254H13ZM56 255H57V253H56ZM103 255H104V254H103ZM109 255H110V254H109ZM124 255H125V253H124ZM145 255H146V254H145ZM148 255H149V254H148ZM160 255H161V254H160ZM160 255H157V256H156L157 258L155 257L156 259L154 260V262H152V261H151V262H152L153 264H174V263H175V261H174V263H173V261L171 262V261H167V259L165 260V258H164L165 256L163 257L162 255H161V256H160ZM174 255H175V254H174ZM201 255H202V254H201ZM244 255H246V254H244ZM244 255H243V256H244ZM46 256H47V255H46ZM46 256H45V257H46ZM49 256H50V255H49ZM58 256H59V254H58ZM99 256H100V252H99ZM143 256H144V255H143ZM171 256H172V255H171ZM197 256H199V255H197ZM243 256H241V259L244 258ZM253 256H254V255H253ZM263 256H264V255H263ZM42 257H43V256H42ZM105 257H106V256H105ZM115 257H116V256H115ZM141 257H142V256H141ZM173 257H175V256H173ZM173 257H172V259H173ZM238 257H239V256H238ZM246 257L248 258V255H247ZM259 257H260V256H259ZM14 258H15V256H14ZM103 258H104V257H103ZM107 258H108V257H107ZM122 258H124V257H122ZM149 258H150V257H149ZM202 258H203V257H202ZM247 258H244V260H242V263H243L245 260H247ZM249 258H250V260L252 259L251 257H249ZM249 258H248V260H249ZM55 259H56V257H55ZM59 259H60V258H59ZM77 259H78V258H77ZM77 259H76V257H75V259L72 258V260H76V261H77ZM97 259H98V258H97ZM101 259H102V258H101ZM104 259H105V258H104ZM119 259H120V257H119ZM139 259H140V258H139ZM143 259H144V258H143ZM151 259H152V258H151ZM174 259H175V258H174ZM193 259H194V258H193ZM208 259H209V258H208ZM46 260H47V258H46ZM49 260H50V259H49ZM79 260H80V258H79ZM79 260H78V261H79ZM84 260H85V259H84ZM120 260H121V259H120ZM204 260H205V259H204ZM210 260H212V259H210ZM248 260H247V261H248ZM250 260H249V261H250ZM252 260H254L253 264H255V263H256V264H257V263L259 264L258 261L255 262V259H254V258H253ZM262 260H263V259H262ZM262 260H260V261H262ZM12 261H15V262H16L17 260H16V259L13 260V258H12ZM80 261H81V260H80ZM97 261H98V260H97ZM100 261H103V260H100ZM110 261H111V260H110ZM113 261H114V260H113ZM115 261H116V260H115ZM122 261L124 262L123 259H122ZM127 261H128V260H127ZM142 261H143V260H142ZM206 261H207V260H206ZM214 261H215V260H214ZM58 262H59V261H58ZM105 262H106V261H105ZM105 262H103V263H105ZM125 262H126V261H125ZM151 262H150V263H151ZM176 262H177V260H176ZM238 262L241 263V261H238ZM251 262H252V261H250L249 263H251ZM70 263H71V262H70ZM92 263H93V262H92ZM96 263H97V262H96ZM100 263H101V262H100ZM114 263H115V262H114ZM177 263H178V262H177ZM177 263H176V264H177ZM202 263H203V262H202ZM242 263H241V264H242ZM79 264H80V263H79ZM109 264H110V262H109ZM120 264H121V263H120ZM123 264H125V263H123ZM128 264H129V263H128ZM243 264H245V262H244ZM246 264H247V262H246ZM260 264H262V263H260ZM263 264H264V262H263Z\"/></svg>",
    "mask_w": 264,
    "mask_h": 264
}]
</instances>
